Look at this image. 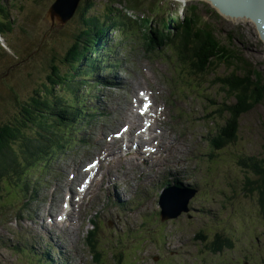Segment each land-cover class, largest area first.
<instances>
[{
    "label": "rangeland",
    "instance_id": "obj_1",
    "mask_svg": "<svg viewBox=\"0 0 264 264\" xmlns=\"http://www.w3.org/2000/svg\"><path fill=\"white\" fill-rule=\"evenodd\" d=\"M53 1L17 0L16 3L12 2V8H10V0H0V20L2 21V5L7 6L8 14L5 22H9L10 30L0 34V125L13 121L20 112L21 104L27 103L36 92L53 91L58 98V103L65 101L66 104H71L78 93L75 92V88L84 85L82 87L84 89L92 85L99 76L96 72L88 80L82 79L88 68L85 64H79L80 76L73 79L70 86L51 89L52 83L49 78L60 77V73L63 75L65 73L66 68L61 65L64 53L81 43L75 37L80 27L74 18L85 0H80L75 16L63 25L57 24L59 21L54 22L56 20H51V16L49 17ZM113 2L112 0H89L91 7L86 15L104 20L107 12L112 11L117 14L119 11L121 15L128 17L120 19L123 24L127 25L121 35L125 34L128 37L135 32V36L127 38V47L121 46L118 52L109 57L121 60L116 76L120 75L125 82L131 84L133 94L141 87L140 81L144 80L148 84L160 86L165 96L167 94L176 95L177 110L173 118L177 121L171 125V121L166 120L161 134L162 136L168 135L171 142L168 145L160 143L159 156L153 159V163L157 165L161 161V166L172 164L189 171L194 163L193 160L196 159L199 170L191 174V180L200 185L201 194L191 204L190 217L166 223L161 230L157 226L143 230L138 228L139 221L143 215L147 214L145 211H132V209L133 220L126 221L123 218L125 224L120 222L119 215L109 217L105 219V222L112 228H105L101 232L100 244L107 247L117 236L122 237L126 245L127 264L133 261L135 264H153L151 259L156 255L163 256L174 264H264V221L251 213L253 221L250 222L251 217L247 216L244 219V215L239 211L241 207H234V203L237 202V192L242 186L241 182L245 187V178L243 172L237 169V161L245 158L243 154L262 157L264 93L259 104L240 119L239 144L232 150L214 153L211 158H207L209 147L205 137L208 132H216V127H213L206 116L209 113L212 114L214 107L221 100V95L223 101L229 102L227 94L221 92L220 95L219 91L210 85L208 78L186 76L183 71L184 78H181L167 59L160 60L155 53L145 56L142 49L144 38L140 36V28H143L144 36L147 38L149 27L158 25L160 20L166 22L167 18L173 14L183 21L196 13L201 21L212 27L215 33L213 36L221 50L241 56L248 65H251V69L258 73L264 86V40L257 26L254 25L253 20L248 18L239 19L237 22L232 21L229 24L231 18L226 17L218 10V7L213 6L207 0L205 2L200 0L186 2L139 0V6L129 13L125 12L122 3ZM69 4H72V1ZM137 24L140 26L136 27ZM107 34L108 39L113 38V42L118 41V31L110 30ZM91 56H93L92 59ZM95 57L96 54H88L86 60L88 64H91L92 60L90 70L95 68L93 61ZM236 67L235 64L230 68L220 66L218 73L209 74L213 78L224 77L233 70H237ZM170 79H176L174 86L167 85ZM214 85L220 88L215 82ZM44 86L47 90H44ZM96 94L100 98L106 97V106L99 107L105 114L81 130L78 137L88 140L92 135L93 138L102 137L101 142H103L106 132L99 134L97 127L104 117L122 108V92L103 88ZM163 115L166 116L167 111L163 112ZM169 125H171L170 133ZM82 147L83 145L79 143L73 151L80 152ZM55 152L59 153L60 148H57ZM65 161L63 158L54 162L53 170ZM18 163L19 160L16 165ZM35 163L37 165L39 161ZM118 163L114 160L109 163V166L113 167ZM26 164L29 165L28 162L23 165ZM67 171L73 172L67 166L59 178L61 181H65ZM77 174L78 177L81 176L79 171ZM175 174L179 175L181 172ZM37 175L35 172L32 179ZM40 177L43 183L38 193L39 200L26 208L12 193H7L6 196L4 194L6 187L0 186V264H37L32 253L29 252L31 248L37 254L43 253L46 248L49 249V255L53 258L52 264H93L82 245L83 225H86V220L81 225L80 235L75 225H71L67 230L62 229L61 235L51 240L45 237L36 238L35 233L40 232L38 223L31 222L30 224L27 216L35 211L38 212L45 205V199L53 190V185L57 183L53 178V172L41 174ZM119 180L118 187L109 194L117 201H119L118 197L130 198L132 193L126 179L121 176ZM97 191L95 187L91 195L93 196ZM158 192L154 188H145V193L153 201L157 198ZM93 199L91 197L83 203L85 214ZM139 199L142 205L144 197L139 196ZM101 200L104 201V199ZM117 210L121 211L120 208ZM252 210L257 211L254 206ZM152 211L149 219L154 222L158 219L154 206ZM90 214L87 213L86 216ZM201 230L207 240H212L215 233L230 236L234 241V249L225 250L216 256L205 252L203 244L206 241L198 237L194 238L195 234H200ZM14 244L22 246L26 249L25 252L14 251L12 249ZM131 248L134 250L131 251ZM107 264H113V261L109 259Z\"/></svg>",
    "mask_w": 264,
    "mask_h": 264
},
{
    "label": "trees",
    "instance_id": "obj_2",
    "mask_svg": "<svg viewBox=\"0 0 264 264\" xmlns=\"http://www.w3.org/2000/svg\"><path fill=\"white\" fill-rule=\"evenodd\" d=\"M57 1L54 0L51 6ZM12 2L16 3L17 0H10V8H12ZM113 3H122L125 12L129 13L135 11L140 2L139 0H115ZM82 4L74 18L80 27L75 37L81 43L64 53L61 65L66 68L65 73L64 75L60 73L62 78L61 76L49 78L52 83L51 89L70 86L73 83L72 80L80 76L79 64H85L88 68L82 76V79L88 80L93 74L90 71L92 60L91 64L86 61L88 54H96L98 57L93 60L103 63L104 61L99 59L102 53L107 51L105 46V41L108 39L107 32L116 30L122 34L123 29L127 27L120 19L128 17L121 15V12L117 11L116 14L109 11L104 20H99L94 16L86 15L91 7L89 0L83 1ZM2 7L0 34L10 31L9 22H5L8 7L4 5ZM211 28L209 24L201 21L196 13L183 21L173 14L167 18L166 22L160 20L158 25L149 27L147 40L149 49L157 50L168 43L174 46L183 55L180 64L185 67L187 73L195 77L208 78L210 85L216 88L220 95L221 92L227 94L229 102L223 101L221 95V100L214 107L212 114L209 113L206 116L217 128L210 143L211 154H214L232 150L239 144L240 119L263 99L264 86L258 73L252 70L251 65H248L241 56L221 50L213 36L214 30ZM234 64L237 70H233L227 76L213 78L209 74L218 73L220 66L230 68L234 67ZM214 82L219 85L220 90ZM83 86L75 88V92H80ZM44 90H47L46 86ZM20 108L18 116L13 121L0 125V182L20 180L21 174L12 178L17 165L28 162L35 167V162L40 161L39 153L43 151L47 153L60 143L57 130L71 125L79 115L75 105L66 104L65 101L58 103V98L53 91L34 93L33 97L27 103L21 104ZM261 149H263L261 158L243 154L242 156L246 158L240 159L237 164V169L243 172L245 187L241 182L242 186L237 192V202L234 203V207H241L239 211L244 215V219L250 216V222L253 221L251 213L264 221V145ZM18 160L19 163L16 165ZM253 206L256 207V212L252 210ZM196 237L202 241L205 240L201 235ZM203 249L213 256L220 255L225 250L234 249V241L226 236H216L212 241L205 242Z\"/></svg>",
    "mask_w": 264,
    "mask_h": 264
},
{
    "label": "water",
    "instance_id": "obj_3",
    "mask_svg": "<svg viewBox=\"0 0 264 264\" xmlns=\"http://www.w3.org/2000/svg\"><path fill=\"white\" fill-rule=\"evenodd\" d=\"M68 3H64V2ZM72 1V4H69V2ZM80 0H58L56 3H54L49 10V17L51 20H56L54 22H57V24H65L67 21H69L72 16L74 15L76 8L78 6ZM212 2V4H215L218 6V10H221L222 13L226 15H233L238 17H245L249 18L254 21V23L257 26V29L261 35V37L264 40V0H260L259 5H256L253 0H246V3L244 4V7L239 9L236 13H231L228 11L227 6H223L220 2L215 0H209ZM239 13L238 15H235Z\"/></svg>",
    "mask_w": 264,
    "mask_h": 264
},
{
    "label": "bare ground",
    "instance_id": "obj_4",
    "mask_svg": "<svg viewBox=\"0 0 264 264\" xmlns=\"http://www.w3.org/2000/svg\"><path fill=\"white\" fill-rule=\"evenodd\" d=\"M180 1H188V0H180ZM200 1H206V0H200ZM209 1V0H207ZM215 1H218L220 2L223 6H227L228 7V11L231 12V13H236L237 11H239L240 7L241 9L244 7V4L243 3H246L245 1L246 0H215ZM255 2L256 5H259L260 3V0H253ZM210 2V1H209ZM212 3V2H211ZM213 6H216L215 4H212ZM218 7V6H216ZM264 7V5H263ZM221 11V10H220ZM224 14V13H223ZM239 13L235 14V15H238ZM226 17H229L231 19L229 24L234 21V22H237L239 19H242V20H246L247 18H244V17H238V16H233L232 14L231 15H226L224 14ZM264 15V14H263ZM249 19V18H248ZM251 20V19H250ZM254 23V22H253ZM254 25L256 26V24L254 23ZM155 217V216H154Z\"/></svg>",
    "mask_w": 264,
    "mask_h": 264
}]
</instances>
